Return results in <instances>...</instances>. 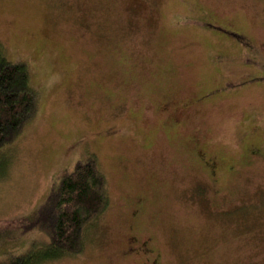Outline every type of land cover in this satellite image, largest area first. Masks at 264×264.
<instances>
[{
    "label": "rangeland",
    "instance_id": "rangeland-1",
    "mask_svg": "<svg viewBox=\"0 0 264 264\" xmlns=\"http://www.w3.org/2000/svg\"><path fill=\"white\" fill-rule=\"evenodd\" d=\"M0 59L39 95L0 151V264L48 251L29 225L90 157L109 206L38 264H264V0H0Z\"/></svg>",
    "mask_w": 264,
    "mask_h": 264
},
{
    "label": "trees",
    "instance_id": "trees-1",
    "mask_svg": "<svg viewBox=\"0 0 264 264\" xmlns=\"http://www.w3.org/2000/svg\"><path fill=\"white\" fill-rule=\"evenodd\" d=\"M38 109L39 95L32 87L27 65L0 59V151L17 140ZM108 206L107 178L98 159L78 162L70 173L63 172L29 225L48 235V251L29 255L15 264H38L82 254L87 229Z\"/></svg>",
    "mask_w": 264,
    "mask_h": 264
},
{
    "label": "flooded vegetation",
    "instance_id": "flooded-vegetation-1",
    "mask_svg": "<svg viewBox=\"0 0 264 264\" xmlns=\"http://www.w3.org/2000/svg\"><path fill=\"white\" fill-rule=\"evenodd\" d=\"M242 36H243V34L242 33L240 34V32H239L238 38H240ZM198 160H199L198 162H200L202 164L201 166L207 175V179L210 181V183H212V180L210 178H212L216 175V168L218 165L217 162L214 161L215 159L211 158V157L206 159V157H204L203 154L199 156ZM132 239H133V241L136 240L135 237ZM141 244H142L143 248H140V249L144 250L145 249L144 246H146V242H142ZM152 264H158V261L155 259Z\"/></svg>",
    "mask_w": 264,
    "mask_h": 264
}]
</instances>
